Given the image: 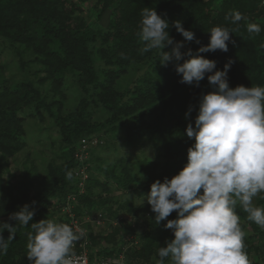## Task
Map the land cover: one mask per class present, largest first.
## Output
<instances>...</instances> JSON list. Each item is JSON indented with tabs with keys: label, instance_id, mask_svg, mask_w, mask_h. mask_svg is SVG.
<instances>
[{
	"label": "trees",
	"instance_id": "16d2710c",
	"mask_svg": "<svg viewBox=\"0 0 264 264\" xmlns=\"http://www.w3.org/2000/svg\"><path fill=\"white\" fill-rule=\"evenodd\" d=\"M263 0H0V51L5 44L26 53L28 62L39 65L45 73L39 82H48L52 100H48L39 87L29 79L13 85L7 84L0 70V190L3 175L7 172L8 158L24 146L23 121L26 113L36 115L46 113L52 118L59 132V161L46 165L43 178L37 185L29 179L26 188L19 195H0V223L7 222L25 204L35 209L33 220L28 226L16 225L14 239L9 242L5 255H0V264H31L27 258L28 233L33 232L31 223L42 219L57 223H67L61 207L70 193L76 194L74 212L83 219L92 212L100 211L105 217L117 219L113 230L103 237L104 245L96 247L97 241L90 222L83 227L90 231V259L109 258L123 252L126 233H136L144 223L146 231L140 235L137 245L129 246L125 252L126 264H146L158 255L159 247L174 238L171 230L165 229L162 221L156 225L154 213L148 202L138 205L127 201L128 195L136 192L138 197L150 192V182L164 178L171 179L187 163V149L194 143L185 134L189 123L195 126L199 99L211 91L207 75L199 87L180 83L181 76L175 70L176 61L162 66L158 50L141 54L143 42L140 31L143 8H154L157 14L169 22V35L174 41L183 42L182 53L188 49L195 52L209 43L214 26L229 28L228 51L202 53L205 58L215 60L217 70L231 61L227 72L229 86H264V4ZM89 6L84 9L85 5ZM239 11L244 19L234 24L229 13ZM179 20L186 30L194 32L196 41H185L173 26ZM249 23L259 24V34L249 33ZM234 41V43H233ZM172 46L162 51L170 52ZM123 53V55H121ZM183 57L179 63H183ZM21 66H28L20 56ZM138 67L140 70H136ZM1 69V68H0ZM134 69L137 72H134ZM129 71L136 82L125 91L116 87L117 80ZM67 74L76 76L77 86L82 94L77 108L61 111L63 87ZM139 79V80H138ZM134 81V80H133ZM61 98V99H60ZM93 107H101L107 112L102 120H94ZM190 114L186 116V113ZM126 130L130 142L149 138L158 144L159 157L163 158L161 169L154 173V162L140 164V171L133 174L124 167L103 168L88 158L89 177L85 192L79 194L77 179L73 169L77 166L75 153L81 139L98 140L102 136L114 134L116 130ZM101 147L100 142L95 147ZM93 147V148H95ZM94 149L90 150L93 155ZM92 163V166H91ZM103 174L100 181L95 172ZM72 173V179L66 174ZM114 182L122 190L127 204L114 202L119 197L110 194L109 185ZM101 189V191H100ZM31 190L33 192H31ZM134 190V191H132ZM109 192V193H108ZM105 193V195H103ZM108 193V195H107ZM116 198V200H115ZM114 200V201H113ZM35 202V203H33ZM129 202V203H128ZM115 206H114V204ZM259 199L258 204H263ZM127 208H123V207ZM126 210L134 223L123 225L120 213ZM236 213L240 225L246 233L249 225L252 235H245L244 245L248 257H254V264H264V229L249 221L247 213L237 204ZM123 217V218H121ZM108 218V217H107ZM176 212L167 219H175ZM121 223L120 225H118ZM9 232L0 224V236L8 239ZM117 235H122L116 239ZM136 246V247H135ZM78 252L76 248L73 249ZM170 263L166 258L164 263Z\"/></svg>",
	"mask_w": 264,
	"mask_h": 264
},
{
	"label": "clouds",
	"instance_id": "9594fccd",
	"mask_svg": "<svg viewBox=\"0 0 264 264\" xmlns=\"http://www.w3.org/2000/svg\"><path fill=\"white\" fill-rule=\"evenodd\" d=\"M141 17L140 53L158 50L162 66L175 60L180 83L199 87L208 74L212 89L200 96L195 126L189 123L185 129L186 136L194 140L187 149V163L171 179L155 180L147 194L156 225L166 220L164 228L174 234L166 246L159 247L156 264H164L166 258L171 264H250L244 250L246 233L235 209L239 204L248 220L264 229V207L253 202L258 195L264 199V86L232 88L227 80L231 61L217 70L215 60L201 55L227 52L229 28L212 27L207 45L182 53L183 42L169 35L167 19L154 8H143ZM229 17L234 24L244 19L235 10ZM173 26L185 41L199 44L181 21H174ZM247 30L259 34L262 28L249 23ZM167 46H172L171 51H162ZM66 179H72L71 172ZM174 211L176 218L167 219ZM34 214L35 209L25 204L9 216L15 226L0 223L10 234L7 240L0 236V255L7 253L17 223L28 226ZM31 228L26 245L31 264H77L73 249L85 236L84 230L49 219L31 223Z\"/></svg>",
	"mask_w": 264,
	"mask_h": 264
},
{
	"label": "rangeland",
	"instance_id": "374dc122",
	"mask_svg": "<svg viewBox=\"0 0 264 264\" xmlns=\"http://www.w3.org/2000/svg\"><path fill=\"white\" fill-rule=\"evenodd\" d=\"M88 6L89 5L86 4L84 9H86ZM20 51L21 49L18 53L17 49L10 47L8 44H5L0 51V70L3 74V77L7 81V84L13 85L15 83H19L22 80L29 79L39 87L42 93L47 96L48 100H52L53 94L50 92L49 83L39 82V78L45 77L44 71L39 65L32 62L29 63V56L26 55V53H20ZM20 56L23 58L26 64L29 63L28 66H21ZM135 69L140 70L138 67ZM135 69L134 72H137ZM134 72L129 71L127 74L121 76L116 82L117 89L120 91H125L128 87L132 86V84L136 82L137 78L134 76V74L140 77L141 75L139 74L142 71H139L138 73ZM142 78L143 77L141 76L139 79ZM63 95L64 97L62 99L61 111L66 112L75 110L77 108L79 99L82 97V94L77 86L76 76L73 74H67L66 76V82L64 83L63 87ZM92 111V117L94 120H102L107 116V112L101 107H93ZM24 117V146L15 155L8 158L7 172L3 175L2 180V187L4 188L0 190V195L3 193L19 195L20 192L26 188V182L29 179L34 182V185L41 183L40 181H42L41 179L45 173L46 165L53 160L56 162L59 161V132L56 126L53 124L52 118L46 113L36 115H29V113H26ZM98 141L100 142L101 147L93 146L95 147L92 148L94 149V153L93 155L89 154V158L93 157L94 162H97L98 166L100 167L108 169L117 168L118 170L126 167L131 170L133 174H135L140 171V164H147L152 161L155 163L153 170L154 173H157L161 169L163 158L159 157L158 144L154 143V141L149 138L140 140L136 139L133 142H130L127 139L126 130L119 129L116 130V133L114 134L104 135V137L102 136V139ZM95 174L100 181H104L102 173L97 171ZM151 184L152 182L149 183V185ZM109 187L111 189V196L119 197L117 200H123V197L121 196L122 190H119L114 182H111ZM31 192L33 191L31 190ZM147 194H144L142 197H138L136 192H133L132 194L128 195L127 201L130 200V203L134 205H138L141 202H147ZM103 195H105V193H103ZM259 199H261L259 195L254 198V204L258 207H264V203L258 204ZM114 203H117L118 205L119 203L127 204V202L124 200L122 202ZM123 208L127 207L124 206ZM126 213H128L126 210H123V212L120 213V215L124 217H121L123 218L121 223L123 225H132L134 223V219H132V217ZM107 217L103 225L92 228V232L94 233L98 244L96 247L104 245L103 237L107 233L112 232V226L118 223L117 219H113L110 216ZM145 231L146 228L142 221V224L140 227H138L136 233H131L130 235H127L128 233H126L123 236L125 240H128L129 238L140 242L139 237L140 235H143ZM246 233L247 235L253 234V230L249 225L246 227ZM120 236L117 235L116 239L118 240ZM248 258L250 264L255 263L253 256L250 255ZM157 260L158 255H153L146 262V264H156ZM167 264L170 263L168 262Z\"/></svg>",
	"mask_w": 264,
	"mask_h": 264
},
{
	"label": "built area",
	"instance_id": "2783aa9c",
	"mask_svg": "<svg viewBox=\"0 0 264 264\" xmlns=\"http://www.w3.org/2000/svg\"><path fill=\"white\" fill-rule=\"evenodd\" d=\"M262 4H264V0ZM98 142L99 141L94 137L91 139H81L79 149L74 155L75 160L77 161V166L73 169V176L78 180L77 185L79 187V194L85 192V185L89 177L88 170L90 167V163L87 162V160L89 158L90 150L93 148V146H96ZM76 203V194L70 193L64 200L61 209L66 214L68 224L70 226H72L74 229H82L85 232V236L74 245V248L78 250V252L75 253V259L77 261V264H126L124 252L129 246L137 245V240H132L128 238L129 246L125 245L123 247V252L118 256L90 259V231L83 227V223L90 222L92 228L99 227L104 224L106 217L102 212L95 211L81 219L77 217L76 213L73 211Z\"/></svg>",
	"mask_w": 264,
	"mask_h": 264
}]
</instances>
